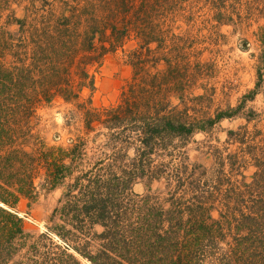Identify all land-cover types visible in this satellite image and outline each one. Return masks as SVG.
Returning a JSON list of instances; mask_svg holds the SVG:
<instances>
[{
    "label": "trees",
    "instance_id": "1",
    "mask_svg": "<svg viewBox=\"0 0 264 264\" xmlns=\"http://www.w3.org/2000/svg\"><path fill=\"white\" fill-rule=\"evenodd\" d=\"M199 1H5L6 10L27 3L25 16L17 18L12 9L3 27L17 26L32 43L22 37L10 46L0 36V49L19 52L8 68L0 60V264H82L79 258L88 264H264L263 130L243 126L228 133L242 152L231 156L229 170L239 171L249 160L255 168L249 183L221 168L213 178L205 174V180L192 174L186 184L180 174L153 169L149 161L155 150L168 152L170 140L185 142L232 114L229 109L197 121L187 115L186 87L197 82L189 69L201 68L197 55L187 52L193 40L175 35L179 27L174 26L192 28L201 10L220 26L236 24L234 15L239 24L264 14V0L237 8L238 0H231L234 5L202 0L195 11ZM1 10L2 3L0 19ZM204 22L206 27L208 19ZM256 36L264 52V27ZM131 42L135 47L127 57L133 75L117 103L79 108L86 134L98 124L109 143L133 147L135 160L113 156L91 162L82 138L71 139L67 147L38 142L24 149L27 137L20 123L57 99L75 104L84 89L92 96L90 68L96 71L104 56L124 51ZM161 64L164 70L158 69ZM260 64L264 68V54ZM262 77L258 70L256 87ZM173 97L182 111L171 108ZM253 120L246 118L247 124ZM164 175L176 188L166 197L132 192L137 180ZM39 189L63 192L47 217L46 231L35 236L17 210L22 202L34 204Z\"/></svg>",
    "mask_w": 264,
    "mask_h": 264
},
{
    "label": "rangeland",
    "instance_id": "2",
    "mask_svg": "<svg viewBox=\"0 0 264 264\" xmlns=\"http://www.w3.org/2000/svg\"><path fill=\"white\" fill-rule=\"evenodd\" d=\"M5 1L0 0L3 5L0 36L6 38L5 43L10 46H16L22 37L28 40L30 46L31 37L26 33H19L17 26L3 27L6 16L12 9L17 18L25 16L23 7L27 3L11 5L6 10L8 5ZM248 1L250 0H238L241 5L236 4V8L238 5H245L244 3ZM201 2L202 0L197 5L192 2V6L195 4V11H198ZM233 2L229 0L226 4L234 5ZM198 13L192 28L179 23L174 26L179 29L173 30L177 36L193 40V45L192 43L187 44L188 48L191 47V50L187 52L197 55L201 68L199 70L191 66L189 69V77L192 80L197 79V82L190 83L186 87L187 115L197 121L213 119L217 113L229 109L232 114L230 118L222 119L211 128H207L205 133L194 134L185 142L178 139L170 140L172 148L168 152L155 150L154 154L149 156V161L152 163L153 169H164L165 174L168 173L172 176L180 174L179 177L186 184L192 174H194L193 177L202 174L205 180V174L206 178H213L218 171H221V168L233 179L240 180V176H242L243 181L249 183L255 172V168L249 160L243 164L241 170H229V163L233 161L231 156L238 155L240 157L242 152L240 145L228 133L230 131L237 132L244 128L243 126H247L249 131L254 130L255 127L264 131V68L260 64L264 52L256 36L259 28L264 27V14L260 17L254 16L249 21L241 20L239 24H237L238 20L234 15L233 21L236 24L220 26L211 20L212 14H207L205 10ZM206 19H208V23L205 27V22L204 24L202 22ZM5 47L4 50L0 49V60L4 63V67L8 68V65L19 56V52L16 49L14 53L8 48L9 46ZM134 47L135 43L131 42L124 51L104 56L96 71L94 68H90V73H95V91L92 96L89 90L84 89L75 104H66L61 99H57L51 106L39 108L35 115H30L27 121L21 122L20 126L27 137L23 144L24 149H29L38 142L48 146L67 147L70 145L71 139L82 138L86 141L85 154L91 162L115 156L114 158L117 157L123 162L132 163L131 161H134L136 156L134 148L127 149L114 141L109 143L103 136L106 131L101 129L98 124H94L95 133L86 134L82 109L79 106L84 105L87 109L98 110L114 106L117 103L122 89L133 75L127 55ZM193 60L194 58L190 59V62ZM164 68L163 64L158 67L159 70H164ZM258 70L261 71L263 77L256 87ZM193 73L194 77L190 75ZM195 73L199 75L201 73V76L197 77ZM89 98H91L90 101ZM171 108L175 111L184 109L175 97L171 99ZM247 117L254 118V120L247 124ZM29 134L33 138H28ZM94 136L95 138H93ZM117 149L120 152L118 154H116ZM121 155L124 156L121 157ZM165 177L167 176L164 175L163 178L154 181H150L147 177L139 179L133 185L132 192L140 196L150 195L164 198L169 191L171 193L176 191L173 178L169 185ZM62 192V189L50 192L39 189V195L34 204L27 207L26 202H22L18 206V217L23 219L28 232L37 236L46 231L47 217L56 207ZM214 216H216L215 213ZM51 238H53V242L57 241L56 238ZM79 260L82 264H88L80 258Z\"/></svg>",
    "mask_w": 264,
    "mask_h": 264
}]
</instances>
